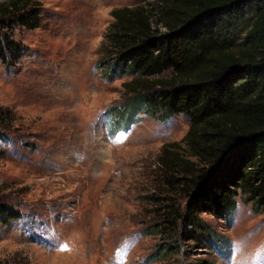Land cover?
Instances as JSON below:
<instances>
[{"label": "rangeland", "instance_id": "374dc122", "mask_svg": "<svg viewBox=\"0 0 264 264\" xmlns=\"http://www.w3.org/2000/svg\"><path fill=\"white\" fill-rule=\"evenodd\" d=\"M40 1L41 23L12 30L15 63L0 59V104L12 113L0 201L20 211L0 223V264H264V213L240 197L227 219L201 213L225 238L220 248L182 240L166 249L175 241L159 156L188 120L140 111L120 123L130 76L106 79L98 66L111 9L153 0Z\"/></svg>", "mask_w": 264, "mask_h": 264}, {"label": "trees", "instance_id": "16d2710c", "mask_svg": "<svg viewBox=\"0 0 264 264\" xmlns=\"http://www.w3.org/2000/svg\"><path fill=\"white\" fill-rule=\"evenodd\" d=\"M41 5L0 0L6 66L21 53L13 28L38 26ZM110 13L98 66L106 79L130 76L123 85L132 95L118 112L120 123L140 111L188 120L181 142L165 143L159 156L170 192L161 197L164 223L175 241L166 249L179 250L182 240L220 248L225 238L202 212L227 219L240 197L264 213V0H153ZM11 119L0 104L2 140ZM18 216L19 209L0 201V223Z\"/></svg>", "mask_w": 264, "mask_h": 264}, {"label": "snow or ice", "instance_id": "6c2138e0", "mask_svg": "<svg viewBox=\"0 0 264 264\" xmlns=\"http://www.w3.org/2000/svg\"><path fill=\"white\" fill-rule=\"evenodd\" d=\"M118 138L121 139V140H123V139L126 138V136L124 134H119V137ZM64 247H66V246H64Z\"/></svg>", "mask_w": 264, "mask_h": 264}, {"label": "clouds", "instance_id": "9594fccd", "mask_svg": "<svg viewBox=\"0 0 264 264\" xmlns=\"http://www.w3.org/2000/svg\"><path fill=\"white\" fill-rule=\"evenodd\" d=\"M261 251H264V249H258L256 255H259Z\"/></svg>", "mask_w": 264, "mask_h": 264}]
</instances>
